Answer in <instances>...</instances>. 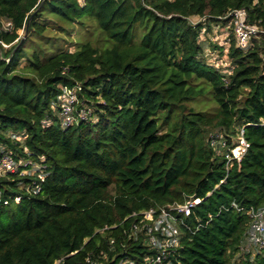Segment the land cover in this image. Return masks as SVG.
<instances>
[{"label":"trees","instance_id":"obj_1","mask_svg":"<svg viewBox=\"0 0 264 264\" xmlns=\"http://www.w3.org/2000/svg\"><path fill=\"white\" fill-rule=\"evenodd\" d=\"M242 7L264 29V0H0V154L45 172H0V264H147L133 214L190 197L201 201L175 264H264V249H242L248 214L220 211L264 206V33L243 50L232 27L223 75L192 21L226 25ZM53 20L95 25L103 45L53 47ZM76 87L91 114L63 127L61 97ZM208 92L215 109L191 104ZM241 126L250 145L228 163L213 141L231 149Z\"/></svg>","mask_w":264,"mask_h":264},{"label":"built area","instance_id":"obj_2","mask_svg":"<svg viewBox=\"0 0 264 264\" xmlns=\"http://www.w3.org/2000/svg\"><path fill=\"white\" fill-rule=\"evenodd\" d=\"M223 18H230L239 48L243 50L249 49L252 45L253 37L259 33L260 29L255 24L249 22L248 9L245 7L233 9L224 15ZM4 45L7 46L6 44ZM77 89L79 88H66L61 97V107L58 114L63 127L73 125L80 120H86L91 114V111L86 108H77L79 104ZM215 137L213 144L216 149H219L217 144L220 143L221 139L217 136ZM15 138L21 141L23 140V137L20 135H16ZM239 139L240 144L232 149L228 147L226 142H221L224 144L220 145V148H228L225 153L228 163L235 159L241 160L242 156L247 152L250 144L245 138L244 126L240 128ZM236 151L239 152L236 153ZM27 164L28 162L24 159H17L12 151H8L5 148L2 149L0 154V172L3 174L8 172H19L21 175L37 174L41 180H44L45 177L42 176L44 174L41 170V164L35 162L33 164V169L20 170L22 165L27 166ZM39 186V184H36L35 187L37 190L40 188ZM19 199L20 197H17L16 201H19ZM200 201L201 198L190 197L184 203L175 202L166 207H152L148 210L133 214L138 217V220L133 224L134 236L136 238L144 236L143 240L145 245L153 251V254L145 257V262L147 264H175L171 256L182 247V239L185 234L181 227L184 224L183 217L190 215L191 209L198 205ZM4 203H8V200H4ZM222 209H234L239 212H245L251 218L249 232L247 234V244L242 247L244 253L251 252L250 245L258 246L260 250L264 249V206L246 209L240 204L233 202L229 206H222L220 211ZM213 216L214 215L211 214L210 219H212ZM202 225V223H199L198 227ZM61 261L62 260L59 259L55 264H60ZM130 263L135 264L134 262Z\"/></svg>","mask_w":264,"mask_h":264},{"label":"rangeland","instance_id":"obj_3","mask_svg":"<svg viewBox=\"0 0 264 264\" xmlns=\"http://www.w3.org/2000/svg\"><path fill=\"white\" fill-rule=\"evenodd\" d=\"M205 20H206L205 17L204 18L195 17L192 19L194 23L198 21H202L204 23V28L201 31V40L204 47V57L208 60L209 63L213 64L214 67H218V69H220L223 75H227L232 70L230 58L226 54L227 49L229 47L230 35L232 33V24L230 22L225 25L220 21H205ZM61 25H65V23L60 22L58 20H53L51 22L49 30L45 32L46 43L50 44L52 41H54L53 43H51L53 47L59 48L64 46L72 50H74L77 44L82 41H91L93 44L99 46L103 45V42H101L98 39L101 36L99 35V31L95 25L91 27H89L88 25L81 27V25L76 24L73 29L69 30V32L61 29L60 28ZM257 27L260 29L259 34L264 33L263 28L259 26ZM20 34L21 36H24L25 33L24 31H21ZM48 37H50L51 39H49ZM201 98H206L207 102L206 103L192 102L191 104L197 108H204L209 110L215 109L214 102L210 100L211 96L209 92L207 95L201 96ZM80 109H84V107H81ZM217 131L218 130L212 131L210 133V136L212 137L213 133ZM227 134L230 136L229 133ZM231 138H232L231 148L237 147L238 144H240V139L238 137V134L232 135ZM221 142H227L223 136H222V140H220V143H218L217 146L219 147L218 153L225 154L227 149L220 148V145L224 144ZM237 152L239 151H236V153ZM42 173L44 174L42 176L45 177V172ZM250 248H251V252L249 253H252L253 257L260 251V248L255 245H250ZM249 253H245V254L248 255ZM241 254L242 251H240L236 256H240Z\"/></svg>","mask_w":264,"mask_h":264},{"label":"clouds","instance_id":"obj_4","mask_svg":"<svg viewBox=\"0 0 264 264\" xmlns=\"http://www.w3.org/2000/svg\"><path fill=\"white\" fill-rule=\"evenodd\" d=\"M242 127V126H241ZM240 127V128H241ZM240 132V131H239ZM216 136H217V133H216ZM218 138H220L221 140H222V136H217ZM238 137H239V134H238ZM224 148H226V149H228L227 147H224ZM232 149V148H231ZM217 151H218V149H217ZM230 151V150H229ZM238 160V159H237Z\"/></svg>","mask_w":264,"mask_h":264},{"label":"water","instance_id":"obj_5","mask_svg":"<svg viewBox=\"0 0 264 264\" xmlns=\"http://www.w3.org/2000/svg\"><path fill=\"white\" fill-rule=\"evenodd\" d=\"M0 51H1V48H0Z\"/></svg>","mask_w":264,"mask_h":264}]
</instances>
